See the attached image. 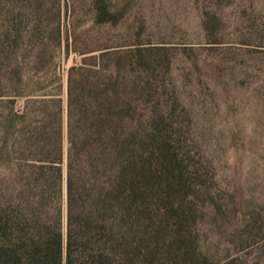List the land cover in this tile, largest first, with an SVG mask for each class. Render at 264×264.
<instances>
[{"label": "rangeland", "instance_id": "374dc122", "mask_svg": "<svg viewBox=\"0 0 264 264\" xmlns=\"http://www.w3.org/2000/svg\"><path fill=\"white\" fill-rule=\"evenodd\" d=\"M112 9L97 23L90 0H0V245L1 122L36 92L64 106L67 71L82 68L84 92L112 83L137 132L200 164L179 217L165 209L177 188L149 180L140 264H264V0ZM150 152L153 165L152 140Z\"/></svg>", "mask_w": 264, "mask_h": 264}, {"label": "trees", "instance_id": "16d2710c", "mask_svg": "<svg viewBox=\"0 0 264 264\" xmlns=\"http://www.w3.org/2000/svg\"><path fill=\"white\" fill-rule=\"evenodd\" d=\"M90 2L97 23L113 20L112 0ZM76 70L64 106L36 92L1 122L0 264H140L149 180L177 188L180 201L165 209L178 217L197 193L189 176L199 162L189 167L167 135L137 132L116 86L84 92Z\"/></svg>", "mask_w": 264, "mask_h": 264}]
</instances>
